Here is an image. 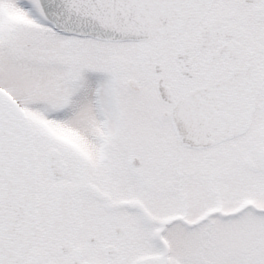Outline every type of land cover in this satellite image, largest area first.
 Segmentation results:
<instances>
[{"label":"snow or ice","instance_id":"1","mask_svg":"<svg viewBox=\"0 0 264 264\" xmlns=\"http://www.w3.org/2000/svg\"><path fill=\"white\" fill-rule=\"evenodd\" d=\"M0 264H264V0H0Z\"/></svg>","mask_w":264,"mask_h":264}]
</instances>
